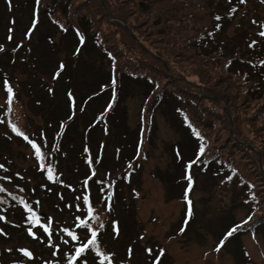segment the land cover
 Returning a JSON list of instances; mask_svg holds the SVG:
<instances>
[{
  "label": "rangeland",
  "instance_id": "1",
  "mask_svg": "<svg viewBox=\"0 0 264 264\" xmlns=\"http://www.w3.org/2000/svg\"><path fill=\"white\" fill-rule=\"evenodd\" d=\"M71 1H75L76 6L71 11L74 13L76 11L81 16L91 17V19L88 18L92 22V26L100 29L104 33L109 47L120 53L119 66L120 64L123 66L126 57L129 58L132 55L137 63L125 65L134 72L143 70L147 76L158 81L161 92L177 93L186 99L192 98L196 101L198 99L193 110L190 108L189 110L197 113L194 114V119L203 128L205 126L212 127L211 122L214 124L211 131L205 129L214 142L210 144V148L214 146L212 153H218L231 164H236L246 177L255 181L258 193L255 194L254 199L262 202V209L258 216L264 217V66L262 67L263 63L259 61L262 58L257 57L256 54L259 49L252 51L248 46L249 41L256 38L255 32L258 30V28L250 27L251 20H256L257 23L264 22V3L261 2L260 5H257V3L250 2L232 17H229L224 14L228 0ZM215 12L223 14L219 15L223 25L219 26L217 30H214L215 21H217ZM11 15L10 12L7 10L5 12V9L0 7L2 37L6 35ZM166 18H169V22ZM74 20L72 17H65L67 22ZM172 28H177V33L172 32ZM206 29L215 31L212 36L225 46L223 47L225 50L214 54L212 52L209 60H201L200 57L188 52L182 40L178 42V39L186 36L193 37L196 32ZM87 31L89 34L91 33V30ZM121 50L124 52L121 53ZM236 52L239 54H235ZM69 53L70 51H62V54H51L48 50L45 55H38L46 58L43 61L40 60L42 65H40L38 73L41 76H50L60 59L71 64L70 59L67 58ZM238 57L246 59L239 60ZM102 58L96 52L84 53L78 71L81 73L78 76L82 77V74H87L88 77L91 73L92 79L89 83L92 84L100 75H106L109 71V62L107 58L105 60ZM230 58L232 64L226 66ZM246 61L252 62L254 66L246 64ZM47 63L50 64L49 67L46 65ZM31 69L34 71V67ZM25 72L28 71L25 70ZM46 80L49 79L46 78ZM66 82L67 80H64L59 83V85L62 84L60 90L63 92L65 91L63 84ZM259 83L262 93L247 94L250 88H254ZM209 88H213L211 93L208 92ZM201 89L204 98L199 95ZM138 91L139 88H132L129 97L124 102L127 109L126 119L130 140L136 139L138 111L145 98H142ZM229 94L237 99L231 101L232 117L230 120L226 116L228 122L221 118L220 114H224V108L230 106V98L227 100ZM236 94L241 96L238 97ZM83 95L84 93L80 91V100ZM151 95L153 94L151 93ZM25 97L27 98V108H25L30 117L21 122L26 123L29 130L36 132L43 125L42 111L36 106V102L31 100V97ZM182 105L184 106V104ZM186 108L188 107L186 106ZM213 115L217 118L215 122ZM201 118L204 119L200 121ZM82 119L83 117H79L81 129L78 140L80 142L84 128ZM152 121L154 122L151 132H146V130L143 132L144 151L147 156L140 155L138 157L140 171L134 177L136 197H132L126 191L120 195L116 204V213L122 228L121 234L116 237L112 236L111 232H107L102 236L108 251L114 253L113 260L116 261L118 257V260L121 259L128 264V255L123 252L126 246L131 245L134 252L131 264H149L145 251L152 249L153 252H156L154 250L156 246L166 249L164 264H245L246 258L243 257L241 260L233 254V250L230 248L221 252L215 250L219 244L215 235L223 236L230 224L243 220L249 213V209L243 203L245 195L242 193L241 196L237 190L240 200L238 202L232 193L233 187L240 189L239 185H231L232 178L234 181L237 176L232 174L229 166L219 170L214 178L197 173L195 179L197 185L192 194V202L195 204L194 221L187 220V216H182L183 204L179 199L182 191L181 185H176V178L180 177L182 169L175 163L172 153L175 144H183L180 142L181 138L175 134L177 128L174 123L176 121L172 114L161 109H158L154 114ZM104 136L105 134H102L103 139ZM1 142L2 137L0 136ZM142 148L143 145L141 150ZM14 149L16 152L11 157L7 156L8 154H0V156H3L2 159H12L14 162L10 160V164H15L19 170L27 168L29 171L28 167L33 164L30 162V152L26 148L16 145H14ZM217 149L220 152H217ZM60 168L62 171V167ZM164 173L169 176L168 182L164 179ZM121 174L123 172H112V174H108L110 178L107 181L119 183ZM229 176L232 177L230 180L227 179ZM27 182L30 186H34V183L29 179ZM120 191L118 188L117 193L120 194ZM126 194L133 198V202L123 200ZM57 200L51 202V205H54L52 210L48 211L51 215H59L64 211L56 209L55 205V203L60 205L64 198H57ZM106 215L107 213L100 214V220H106ZM65 218L66 220L71 219L66 216ZM185 221H187L186 225ZM57 227L54 225L55 229ZM182 227L185 228L183 232L180 231ZM60 240L63 243L64 238ZM242 240L250 253L251 261L248 263L264 264V233L259 237L258 242L249 236L241 239V244ZM15 241H21L24 245L36 244L39 247L37 243L32 242L26 236L24 237L19 229L15 230V235L10 239L0 238V245L14 249L17 246ZM58 243L56 242V244ZM48 246H50L49 243L41 247L45 257L43 260L46 261V264H52L54 262L52 254L55 249L46 248ZM7 258L14 259L15 257Z\"/></svg>",
  "mask_w": 264,
  "mask_h": 264
},
{
  "label": "trees",
  "instance_id": "2",
  "mask_svg": "<svg viewBox=\"0 0 264 264\" xmlns=\"http://www.w3.org/2000/svg\"><path fill=\"white\" fill-rule=\"evenodd\" d=\"M74 3L75 1L71 0H40L39 5L37 6L36 0H19V2H17V0H10V2L9 0H0V7L4 8L5 12L7 10L12 14L9 17V24L5 32L6 35L2 37L0 33V44L4 45L7 49L5 52L0 53V80H2V76L4 75V73L7 72L12 76H16L17 73L24 74V76L20 80L18 77H16L21 83V92L19 94V97L22 100L23 95L27 97L29 96L32 98L31 100L33 102H36V106H38L39 110L42 111L41 120L43 128L48 129V131L46 132V136H49L48 132L50 126H53V128L55 127L54 129L57 130L58 122H60L62 118H67L69 116L70 102L67 99L66 93L69 90L74 93L76 101V115L73 118L72 125H70L69 131L67 132L65 140L63 141L64 147L60 150V152H58V155L56 156L57 159H60L59 167H62V172L64 174L67 173L68 177H71V179H68L66 177V181L68 183L75 178H81L87 174L86 169H83V166H85L84 158L82 157L83 155H85L84 153H86L87 158L90 155L92 159L102 157V168L104 171H108L111 167L120 169L119 165L121 163L123 164V160H125L124 164L127 165L135 159L137 140L133 138L134 136L132 137L133 140H130V136L128 135V121L126 119L127 109L124 105V102L126 98L129 97L132 88H139L138 92H140L141 97H145V99H149L150 92L153 94V96L158 94V90L161 88L160 83L158 81L154 83L150 81L151 79L147 78V73H144L143 70H139L140 72H137L136 74L129 75L128 71L130 70H123L118 67L113 68V64H108L109 71L107 72V74L102 76L100 75L95 83H89L92 79L91 73L88 77L87 74H82V77L78 76L81 73L78 71L80 70L84 53L96 52L98 55H101L103 57L102 60H105L103 50L107 44H100L101 39H103V41H106V38L104 33L100 29H96L92 26V22H90L91 17L88 16L90 18L89 19L87 16L79 15L75 10V13L71 11V9L76 8ZM66 16L69 18L72 17V19L75 20L73 22H67L65 21ZM34 19L38 20V24L33 29L30 39H25V34L32 27V22ZM166 20L167 22H169V18H166ZM10 29L11 32L9 31ZM87 30H91V33L89 34ZM171 31L177 33V28H172ZM78 32L85 38V42L83 45L79 43V37L77 35ZM9 35L12 36L11 41L7 39ZM180 40H182V42L185 44L188 52L193 53V55L196 57H200L201 60H209L210 53L219 49L216 47L212 49L205 46L203 48H200L201 42L195 40V36H186L183 38L180 37V39H178V42H180ZM21 42L22 47H20L15 53H13L11 49L15 48L16 45ZM261 47L262 48L258 51V53L260 54V57L264 58V45ZM77 48H79L78 54L67 56V58L70 59L71 64L67 62L63 63L64 69L60 73L58 79L53 80V77L44 75L41 76L40 73H38V70H40V65H42L40 64V60L43 61L46 59L45 57H39L38 55H45L46 52L48 53V50L51 52V54H61L62 51H70V53L72 54ZM109 49L113 51L111 47H109ZM220 49H222V47ZM123 52L124 51L121 50V53ZM115 53L117 55L112 59V61L117 59V57L118 60L121 59L120 53H118L117 51ZM118 62L119 61L117 60L114 61V63ZM130 63H132L131 65L137 63L135 57L132 55L129 58L126 57V61L123 64ZM46 65L48 67L50 66V64L48 63ZM57 65H60V63H58ZM32 67H34V71L31 69ZM25 70H27L28 72H25ZM43 78H48L50 82L43 81ZM116 78H118L117 86V81H115ZM64 80H67V82L66 84H63V86H65V91L63 92L60 90L62 84L59 85V83L63 82ZM39 81V84L41 86L38 84ZM52 82L53 85H51ZM108 85L115 87L114 95H112L113 92H111L112 88L108 90L105 87ZM44 87L45 90H43ZM49 88H51L53 91L49 92ZM80 91L84 93V95L81 97L82 100H80L79 98ZM212 91L213 88L208 89V92L211 93ZM0 92L3 94V98L6 99L5 94H7V92L4 90V88H2L1 83ZM255 93H262V87L260 86V83L254 88H250V90L247 92V94L249 95H253ZM16 95L17 91L14 89V96ZM199 95H201L202 98L205 97L201 94V91H199ZM237 96L239 97L241 95ZM236 99V97H233L230 94L228 95L230 106L228 105L227 112L231 117V101H235ZM197 103L198 99L196 101L192 98L186 99L184 96H181L177 93H166L165 97H163V100L155 109L156 111H158V109H161L166 113L172 114L173 119L176 121V123H174L177 128L175 134H177L178 137L181 138V141H179L183 143L178 145L175 144L174 147L180 149V151L182 152L181 156L184 160L185 158H187L189 159V161H194L197 159L198 151L195 148L196 145H206L204 153L205 156H208L209 153H212V150L214 149V146L213 148H210V144L214 143L212 140L208 144L207 142H205L209 135L206 130L211 131L213 129L214 124L212 122L210 123L212 124V127L209 128L205 126L204 128L202 127L200 129L201 133L204 134L203 138L195 139L193 137V133L188 132L187 127V129L183 127V122L193 123V125L198 124V122H196V120L194 119V114L197 113L190 112V110H193ZM182 104H184V106ZM186 106L188 107L187 109ZM25 107L27 108V103H23L22 109L15 111L13 114H11L12 111L9 113L8 108H6L5 114L8 117H14L17 122L21 123V121L24 119V116H27V120L30 117L29 114H25ZM34 109L37 110L36 108ZM81 109H83V111H81ZM144 110L145 108H139L138 114L143 113ZM143 114H145L142 115L143 118L139 116L140 123L145 122L146 124L152 125L154 121H151L149 111L147 110ZM210 114L212 116V113ZM228 114L225 112L224 114H220V116L221 118H224L226 121H228ZM95 115H98V117L91 124V122L95 119ZM215 115H213L214 122L217 119L215 118ZM226 116H228V118ZM79 117H83L82 124L84 126L83 133L81 134V142L78 140V135L81 129V122L79 120ZM202 119L204 118H201L200 121ZM2 129L3 132L6 133V139L1 142L0 149L7 152L9 151L12 155L16 151L14 149V145L20 146L22 145V141L18 138L10 136V132L7 130V128L2 127ZM98 130H100L102 133L107 132L104 141L100 140V138L102 137V133L100 134ZM98 134L99 138L95 139ZM211 134H213V132H211ZM51 136L52 135H50V137ZM126 138H128V140H125ZM85 146H87L88 148L87 152H85ZM117 150L118 152H116ZM216 151L220 152L219 149H217ZM192 152L193 155H191ZM211 164L212 165H207L210 168H208V173L206 175H209L210 178H214V175L213 173H211V171L213 169V166H215L216 161L211 162ZM234 166L238 171V176L240 177V179H245L246 175L241 171L240 167L236 164H234ZM60 170L61 168H59L58 171ZM30 171L32 172L33 170ZM201 172L205 174V170H202ZM33 173H35L36 179L39 181L40 186L41 184L46 185L47 188H50L52 190V194L44 192V195L49 201H51V198L54 194H57L59 192H62L64 194L65 203L72 200L70 198L74 196L70 195V192H72V188H66V183H64V185H59L56 182H53L52 185H49L44 181V179L41 180L40 176L36 174L35 170L33 171ZM194 173L195 172L191 174V177H193ZM163 176L165 181L168 182V174L164 173ZM132 181L135 182V179L132 178ZM250 185L254 187L255 181L247 177L246 183L241 186L240 189L236 187L232 188L234 198L238 200V202H240L238 193L240 192L241 196L242 193H248L253 188L250 187ZM21 188L28 189V191H30L31 189L25 187L24 185ZM80 191L81 190L78 189V187H74L75 200L77 201H79L77 197H79L78 195H80ZM261 204L262 202H259L258 209L260 210L262 209ZM246 205L251 212L253 203L247 202ZM16 213L18 217H21V213ZM14 235L15 233L11 234L10 238ZM23 236L25 237V235ZM15 243L18 247L24 245L21 241H15ZM2 254L4 257L7 256V252L5 250H3ZM8 254L9 256H14V260L22 261L24 259V257H21L16 249L13 248L11 252H8Z\"/></svg>",
  "mask_w": 264,
  "mask_h": 264
},
{
  "label": "snow or ice",
  "instance_id": "3",
  "mask_svg": "<svg viewBox=\"0 0 264 264\" xmlns=\"http://www.w3.org/2000/svg\"><path fill=\"white\" fill-rule=\"evenodd\" d=\"M9 2H10V0H9ZM245 2H246V0H239V3H241V4H243ZM261 2L264 3V0H261ZM39 3H40V0H36L37 6L39 5ZM235 11H236V8H232L230 10V12H229V15H231ZM215 19L217 21H219L221 19V17L219 15H217L215 17ZM252 22H253V24H257V22L255 20H253ZM37 24H38V20L34 19L33 22H32V27L25 34V39H30L31 34L33 32V29L37 26ZM258 26L261 29H264V23H261ZM217 28H219V24L217 25ZM9 31L11 32V29ZM65 31H66V29H65ZM77 35L79 37V43L81 45H83L84 42H85L84 36L79 34V32L77 33ZM209 35H211V33H209ZM257 35L259 37H264V30L259 31L257 33ZM7 39L9 41H11L12 40V36L9 35L7 37ZM252 43L255 44L256 41H253ZM20 47H22V42L18 43L15 48L11 49V51L13 53H15L17 51V49H19ZM250 47H251V45H250ZM6 50L7 49L5 48V46L0 44V53L5 52ZM78 53H79V48H77L75 50L74 54H78ZM262 63H264V62H262ZM63 69H64V64H63V62H60L58 70L53 74V80H56V79L59 78L60 73L63 71ZM113 83H114V81H113ZM3 84H4V90L7 92L8 112L10 113L12 111V107L11 106H12V103H13V100H14V89L10 85V83H9V81H8L6 76L3 78ZM52 91L53 90L51 88H49V92H52ZM66 95H67V99L70 102V104H69L70 114L68 116V120L71 121L76 115V112H75L76 101H75L74 93L71 90H69L66 93ZM81 111H83V109H81ZM0 122H2V121H0ZM9 123L11 124L12 131L14 133H16L17 135H19V136H23L24 140H26L31 145V148L34 150L35 157L39 161L42 162L41 165H40V168L43 169L45 167L46 162H47V155L44 152H42L41 144H38L36 142V140L29 139V137L27 135H24V133L21 132L17 128L16 124L11 123V121H9ZM61 126L64 127L63 124H61ZM196 135L199 136V133H196ZM87 151H88V148H87V146H85V152H87ZM203 152H204V147H203V145H200L199 153L203 154ZM197 159H199V157H197ZM86 162L91 164L93 161L91 159H88V160H86ZM100 162H101V158H96L95 159V163H100ZM193 163H195V161H193ZM0 170H4L5 172L8 171V169L5 167L4 164H0ZM16 175L19 176V173H16ZM187 178H188V181H189V188H190L191 185H192V182H193L192 181V177H191V175H189ZM231 178H232L231 176L227 177V179H229V180ZM0 179H3L5 181H11L12 177L11 176H3V177H0ZM21 179H23V177H21ZM47 180L48 181H54L55 180V178H54V168H53V166L51 164H47ZM84 184L87 185V179L84 181ZM68 187H71V186L68 185ZM250 187H253V186L250 185ZM18 190L21 193L24 191L23 188H18ZM48 191H51V189L49 188ZM0 193H8L10 196H12L13 200L18 199V197L12 195V193L9 192V190L7 188L3 187L2 185H0ZM81 198L83 200V203L85 205H88L87 215H88L89 219L90 220L97 219V217L92 214L93 213V209L91 208L90 203H89V196L88 195H83V197H77L78 200L81 199ZM252 198L253 199L255 198V194L252 195ZM185 200L187 201V204H188L187 216L190 219L191 216H192V211H193L192 210V201L190 199H188L187 193L185 194ZM4 203H6V201L3 200V199H0V204H4ZM19 203L23 204L24 208L27 209V212H28L27 220L29 222H31L32 224H34V225L35 224H40L41 217H39L36 214V212L33 211L32 207H29L28 204H26L23 199H19ZM36 203L39 204V201H37ZM245 203H247V201H245ZM68 206L71 207V205H68ZM49 219L50 218L45 217V220H49ZM248 219L250 220L251 217H248ZM0 220H5V216L0 215ZM75 220L79 221V224L77 225V227L83 228L86 231H90L91 238H88L87 236H85L83 239H80L77 234L69 231L68 228L60 229L61 232L67 233L68 237L71 238V241H74L77 244V246L74 247L75 255H73L71 257V260L69 261V264H73V262H76L78 260V258H81L83 260V264H88L87 253L89 251H93V250H94V256L99 258L98 259V264H105V261H107L108 264H112V257L114 256V253H105L104 251L100 250V246H99V242H98V232L96 230H93L90 227L89 223H87L84 220H82L80 218V216H77L75 218ZM242 223H247V221H244ZM186 224H187V221H185V225ZM13 226L19 227V225H13ZM99 226L103 227L102 224L99 225ZM40 227L43 229V233L47 234L48 243L51 245L53 233L51 231L50 223L49 224H40ZM238 228H239V225L234 226L233 228H231L225 234L224 238L221 239V241L219 242V244L217 245V248L215 250L219 251L220 248L224 245L225 241L229 237H231L234 233H236L238 231ZM184 230H185V228H183V227L180 229L181 232H183ZM2 232H3V230L0 229V233H2ZM27 232L34 239L36 238L35 233H33L32 227L27 228ZM63 243L68 244L69 241L68 240H63ZM57 249H58V246H57ZM8 251H12V249H8ZM20 251H22L24 257L28 258L29 260L33 259V254L31 252H29L27 250H23V249H21ZM146 251L149 254H151V249H147ZM160 252L162 254L163 250L161 249ZM55 255H56V252H53V256H55ZM127 255H128V264H131V259H132V247L131 246H129V248H128ZM14 264H19V262H14ZM121 264H123V262H121ZM149 264H153V262L150 260ZM155 264H160L159 256H157L155 258Z\"/></svg>",
  "mask_w": 264,
  "mask_h": 264
}]
</instances>
